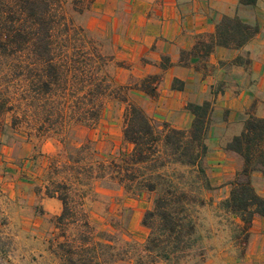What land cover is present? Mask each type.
Segmentation results:
<instances>
[{
	"label": "trees",
	"instance_id": "trees-1",
	"mask_svg": "<svg viewBox=\"0 0 264 264\" xmlns=\"http://www.w3.org/2000/svg\"><path fill=\"white\" fill-rule=\"evenodd\" d=\"M256 1L240 0V3L252 5ZM61 4L60 0H0V114L11 112L14 125L19 114L15 113L16 106L7 95L12 73L24 75L31 72L37 95L48 99L60 90H67L60 86L70 81L69 73L75 68L67 56L61 58L52 42L53 33L63 19ZM257 32L256 24L243 22L236 15H223L214 33L208 39L197 40L191 53L206 58L216 45L243 47ZM23 50L32 54L31 63L19 57L18 53ZM97 56L100 67L106 58L103 54ZM183 56L184 52L181 58ZM233 61L247 62L240 56ZM99 69L102 72V68ZM156 79L157 75H150L139 86L135 83V88L154 95L150 83ZM118 85L124 93L116 98L127 104L122 136L131 148L105 160L97 159L95 149L82 144L67 155L68 161L61 164L58 178L54 175L48 177L45 194L61 203V211L54 218L58 241L55 246L51 244V249L61 264H114L126 259L124 254L127 251L121 249L124 245L134 250V258H128L132 260L131 264H177L199 248L201 237L196 231L192 211L194 205L204 202L200 189L212 188L203 165L212 101L187 103L185 107L193 115L192 122L188 129H177L154 120L131 100L128 97L131 84ZM94 87V102L92 98L89 99L91 103L84 102L78 95L72 106L62 105L65 109L77 107L79 115L91 116L47 120L37 125V129L47 133L56 124L61 131L72 123L96 125L102 110V96L110 88L107 73L104 72ZM86 88L83 85L76 91ZM21 106L25 109L26 103ZM52 110L54 108L48 106L45 111L51 113ZM226 149L240 155L242 167L229 182L228 196L220 203L224 212L237 218L245 244L254 214L264 217V197L251 183L253 171L264 174V118L249 115L241 132L227 142ZM94 180H109L127 192L155 193L152 207L143 214L142 224L149 233L140 248L119 240L111 232L98 229L79 206L82 203L71 198L72 189L82 198L85 193L80 187L91 186Z\"/></svg>",
	"mask_w": 264,
	"mask_h": 264
},
{
	"label": "rangeland",
	"instance_id": "rangeland-1",
	"mask_svg": "<svg viewBox=\"0 0 264 264\" xmlns=\"http://www.w3.org/2000/svg\"><path fill=\"white\" fill-rule=\"evenodd\" d=\"M60 1L63 19L53 33L52 42L61 58L67 56L75 68L69 73L70 81L60 86L67 90H60L48 99L37 95L31 72L24 75L12 73L7 84V95L16 106L15 113L19 114L15 119L16 124L11 123V112L0 114V149L4 150L10 164L14 165L11 166L12 170L24 182L20 195L0 194V264H61L51 249V244L55 246L58 241V231L54 225L57 213L54 212L58 211L59 214L61 203H40V198H32V193L45 190L51 175L58 178L61 164L68 161L67 155L74 153L82 144L90 145L96 151L95 157L105 160L131 148L122 136L123 114L127 104L116 98L124 93L123 89H118L119 69L128 65L117 59L119 45L113 38L117 32L110 31L108 26L112 15L106 13L107 16H104L106 14L103 12L96 15L92 4L94 0ZM117 11L115 18L118 21L121 11ZM97 54H103L106 58L100 67ZM18 55L32 62L29 50H23ZM98 67L102 68V72ZM104 72L110 80V88L102 96V110L96 125L72 123L61 131L56 124L52 129L54 131L50 129L47 133L37 129V125L47 120H74L91 116L79 115L77 107L65 109L62 105L72 106L78 95L84 102L91 103L90 98L94 102V85ZM132 78L128 75L126 82H132ZM135 83H130V87L136 89ZM83 85L88 88L77 92L76 89ZM130 93L132 90L128 93L132 99ZM25 103L26 108L23 109L21 105ZM48 106H52L54 111H45ZM106 182L107 185L104 184ZM35 183L36 187L33 185ZM80 188L85 193L82 198L74 189L70 191V196L82 203L78 205L94 226L115 234L119 240L131 243L134 248L143 245L149 229L142 224V218L153 205L154 192H127L109 180H94L91 186ZM212 189H200L199 194L204 202L194 205L192 211L196 231L201 237L199 248L177 264H243L239 258L245 244L238 221L232 214L224 212L219 195H214ZM32 200L36 203L32 204ZM121 249H126V259L114 264H131L132 260L128 258H134L133 248L124 245Z\"/></svg>",
	"mask_w": 264,
	"mask_h": 264
},
{
	"label": "crops",
	"instance_id": "crops-1",
	"mask_svg": "<svg viewBox=\"0 0 264 264\" xmlns=\"http://www.w3.org/2000/svg\"><path fill=\"white\" fill-rule=\"evenodd\" d=\"M92 4L96 15H112L108 26L117 32L113 35L119 45L117 59L128 65L119 69L118 83L136 81L139 86L148 76L157 75L150 83L154 95L138 87L129 89L134 102L151 118L188 129L193 115L186 104L212 101L203 165L213 194L219 195L218 200L227 197L242 158L227 150L226 144L241 132L249 115L264 118V0L252 5L240 0H94ZM117 10L121 11L118 21ZM223 15L256 24L258 32L243 47L216 45L206 58L192 54L197 40L208 39ZM238 56L247 62L233 63ZM128 75L134 77L130 83L126 82ZM11 166L0 149V194L4 196L20 195L24 186ZM251 183L264 197V174L253 171ZM33 197L40 198V203L59 201L45 190H35ZM239 259L243 264H264L263 216L254 214Z\"/></svg>",
	"mask_w": 264,
	"mask_h": 264
}]
</instances>
